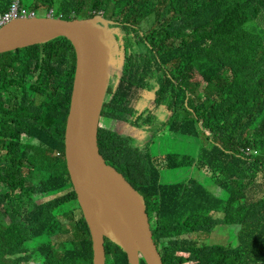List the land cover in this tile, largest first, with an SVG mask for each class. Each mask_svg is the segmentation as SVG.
<instances>
[{
    "label": "trees",
    "instance_id": "obj_1",
    "mask_svg": "<svg viewBox=\"0 0 264 264\" xmlns=\"http://www.w3.org/2000/svg\"><path fill=\"white\" fill-rule=\"evenodd\" d=\"M16 1L0 0V15ZM66 1L55 18L79 19L80 0ZM44 5L57 6L41 0ZM90 8L84 20L106 11L122 24L114 33L122 39L116 54L123 67L116 77L123 96L154 90L158 99L165 92L155 88L161 82L157 73L142 79L131 64L136 28L148 36L152 21L157 39L182 40L181 52L189 58L180 63V98L163 99L153 110L160 106L165 125L177 138L191 140L193 150L158 151L160 128L147 149L136 147L134 138L114 128L111 112H123L118 92L107 94L99 127L102 155L121 167L146 201L163 264H264V0H91ZM72 48L60 36L0 56V264H94L92 234L80 205L70 248H55L64 244L56 212L77 202L65 159ZM32 66L35 73H28ZM174 101L176 108L170 107ZM152 127L137 124L142 138ZM133 165L140 171L132 173ZM173 172L180 175L172 177ZM226 224L230 236L223 244L206 243L215 227ZM44 237L49 241L29 247ZM106 253L107 264H130L109 240Z\"/></svg>",
    "mask_w": 264,
    "mask_h": 264
},
{
    "label": "water",
    "instance_id": "obj_2",
    "mask_svg": "<svg viewBox=\"0 0 264 264\" xmlns=\"http://www.w3.org/2000/svg\"><path fill=\"white\" fill-rule=\"evenodd\" d=\"M107 26L108 21L101 20ZM98 19L20 18L0 29V55L67 37L76 65L66 128V164L77 202L91 230L94 264H107L106 240L130 264H163L144 197L100 152L99 130L110 83L122 72L109 30ZM115 62V64H114Z\"/></svg>",
    "mask_w": 264,
    "mask_h": 264
},
{
    "label": "flooded vegetation",
    "instance_id": "obj_3",
    "mask_svg": "<svg viewBox=\"0 0 264 264\" xmlns=\"http://www.w3.org/2000/svg\"><path fill=\"white\" fill-rule=\"evenodd\" d=\"M119 24L122 25L121 23ZM148 26L152 27V21L148 23ZM138 29L139 28H136V32L133 34L135 35L136 40L138 42V47H135L134 50L130 51L131 64L133 68L134 69L138 68V72L142 79H145L146 77L145 73L151 72V73H157L161 81L168 83L170 80H172L170 79V77H168V74L171 73L173 65H171V67L168 68V67H164L163 65L156 64L155 60L148 59L146 52L144 50V47H143L144 41L140 35H136V33L138 32ZM157 33L158 31L151 28L148 32V37L151 39V36H154L156 39H151V40L158 41L159 39H157ZM180 41L182 42V40ZM146 69H149V70H146ZM178 70L180 73H183V69L181 67ZM195 72L196 71H194L193 73ZM178 82H179L178 86L164 88L165 92L164 93L161 92L160 97L156 99V94H152V93H155L154 90H151L150 94L148 93H143V95L133 94L132 97H128L127 95L123 96L122 95L123 86L119 85L121 82H118L117 77L113 78L110 83L109 93L112 94L114 97H118L116 95L118 92L119 97H121L119 98L118 104L121 110L123 111L121 114H118L114 110L111 112V118L115 124V127H114L115 130L123 135L130 136L129 131H128L129 128L137 130V124H145L148 128L153 126L152 131L149 130L148 135L145 138L141 137L137 140L138 137L131 136V138L135 139L134 145L136 147H139L141 150L147 149L146 142L149 141L148 138L151 136L153 137V135H157V133H159L158 128H160L162 134H165L167 132L171 133V131L169 130V127H171V125L170 124H168V126L165 125L164 120L160 116L159 111L161 110L160 106L163 104L162 102L163 99L170 100V99L180 98L179 92L183 90V88L180 87V81ZM145 100L150 101V105L148 107L144 108L138 105V103H142ZM191 100H192V94L188 93L187 101L191 102ZM177 102L178 101H174V103L170 107L176 108ZM157 103H159L160 106H157V109L153 110V106ZM114 106H117V104ZM145 110H151L150 111L151 113L143 114ZM123 118L129 119L131 123L123 120ZM109 163L113 164L110 161Z\"/></svg>",
    "mask_w": 264,
    "mask_h": 264
},
{
    "label": "rangeland",
    "instance_id": "obj_4",
    "mask_svg": "<svg viewBox=\"0 0 264 264\" xmlns=\"http://www.w3.org/2000/svg\"><path fill=\"white\" fill-rule=\"evenodd\" d=\"M90 1L91 0H80L79 2H76V5L78 7H80V9H84L83 12L80 13L81 15L79 16L80 17L79 19L87 18V17H84V15L90 14L89 13V12H91ZM34 3H35V0H21V5L28 10H30L32 8ZM52 10H54L53 17H57L59 15L57 12V7L56 6L52 7ZM49 12H50V9H47V8L38 10L37 13L35 14V17H38V18L48 17ZM104 17L108 21L110 20L109 16H104ZM120 42H122L121 38H118V37L114 38L113 37L112 38V49L113 50L117 49L122 44ZM204 49L205 48L201 47L198 49V52H202ZM122 55L124 56V52ZM75 61H76L75 52H74V49H72L71 50V63L75 64ZM114 64H115V62H114ZM122 64H123V62H122ZM148 73H151V72H147L146 76ZM170 75H172L176 78H173L172 81L170 80L168 83L161 81L158 83V85L155 86V88L161 89V88H166V87L177 86L179 83L178 80L180 77V72L177 69V66L172 68ZM148 78L150 79V75L148 76ZM202 88H204V85H201V89ZM138 105L146 108L150 105V101L145 100L142 103H138ZM114 127H115V125H114ZM128 131H129L130 136L139 137V138L142 137L141 131H137V130H134L132 128H129ZM157 141L160 142L157 150L162 152L163 154H166L168 152L167 150H171V151H174V150H183L184 151L185 149H186V151L193 150V147L191 145L192 144L191 140L184 141L182 139L177 138L172 133L167 132V133L163 134L162 136H160L157 139ZM154 151H155V149H154ZM156 155H157V153H156ZM118 156H120V155H118ZM115 167L118 168L122 173H124L121 170V167H118V166H115ZM133 168H134V170H132V173H136V172L140 171L138 166L133 165ZM176 175L179 176L180 173L173 172L171 174L172 177H174ZM202 178L203 177H201V179ZM172 180L173 179H170V181H172ZM206 185L210 189H213V187L209 183H206ZM66 193H67V191L60 193V194H57L55 196H50L51 198L50 197H44L42 199V201L46 202L49 200H53L59 196L66 194ZM239 213H240V211L238 209L235 210L232 214V217L239 215ZM56 214L58 216V220H57L58 228L61 229L59 240L61 242H63L64 244L60 243V244H62V245H60L61 247H55V248L59 252H63V251L70 248L71 242L75 239L74 228H75L76 222L79 219V214H80L79 204H78V202H72L70 205H67L65 207H61L60 209H58ZM216 218H219V215H216ZM229 227H230V224L215 227L214 230L212 231V234L210 235L209 239L206 241V243H208V244H223L227 240V238L230 236ZM48 241H49V239L47 237L35 239L34 241L31 242L29 247L33 248V247L41 245L42 243H46Z\"/></svg>",
    "mask_w": 264,
    "mask_h": 264
},
{
    "label": "clouds",
    "instance_id": "obj_5",
    "mask_svg": "<svg viewBox=\"0 0 264 264\" xmlns=\"http://www.w3.org/2000/svg\"><path fill=\"white\" fill-rule=\"evenodd\" d=\"M56 7H57V10H58V5ZM53 14H54V10H52V8H51L48 17H44V18L61 19V18H55V17H53ZM104 16H109L110 17V20L108 21L107 19H105ZM32 18H34V17H32ZM91 19H93V18H91ZM96 19H98L97 25L99 27L105 28V30H109L111 32L112 38L113 37L114 38H117L114 32L121 26L119 24L120 22H116L112 18L111 15H108L107 14L106 11H100V12H98L97 13V16H96ZM62 20H64V19H62ZM76 20H84V19H76ZM101 20L108 21L107 26H105L101 22ZM150 29H151V27L147 26V29H146L147 33L149 32ZM136 35H140L141 38L143 39V41H144L143 42V47H144V50L146 52V55H147L148 59L155 60L156 64H158V65H163L164 67H168V68L171 67V65H173L172 67H176V64H173V62H172L173 61V58L174 57H177V56H179V57H185L186 56L185 54H182V52H181V50H184V43H181V41L178 40V39H176V38L164 37V38H162L161 40H158V41L157 40H151L147 36L144 28H142V27H139L138 32L136 33ZM57 38H59V37H57ZM57 38H55V39H57ZM55 39H53V40H55ZM49 42H51V41H49ZM49 42H46L44 44H47ZM30 47H32V46H30ZM72 47H73L72 49H74V46L73 45H72ZM18 50H20V49H18ZM74 52H75V49H74ZM192 52H193V50L190 52V54H189L190 56H191ZM75 59H76V52H75ZM70 65H71V69L73 67V69H74L73 71L76 72L75 71L76 61H75V64H72L71 63ZM197 71L199 72L198 68L196 69V73H197ZM28 73H35V67L32 66V68L29 70ZM168 77H170V79L176 78V77L170 75V73L168 74ZM108 93H109V91H108ZM100 125H101V122H100ZM100 152H101V149H100ZM115 156L118 157V155H115ZM65 159H66V156H65ZM105 159H106V161H107L108 164L114 166V164L109 163V161L107 160V158H105ZM116 169L119 171L118 168H116Z\"/></svg>",
    "mask_w": 264,
    "mask_h": 264
},
{
    "label": "built area",
    "instance_id": "obj_6",
    "mask_svg": "<svg viewBox=\"0 0 264 264\" xmlns=\"http://www.w3.org/2000/svg\"><path fill=\"white\" fill-rule=\"evenodd\" d=\"M34 14H30L27 10L21 7L18 1L14 2L11 11L5 15H0V29L4 28L12 21L20 18H32Z\"/></svg>",
    "mask_w": 264,
    "mask_h": 264
},
{
    "label": "crops",
    "instance_id": "obj_7",
    "mask_svg": "<svg viewBox=\"0 0 264 264\" xmlns=\"http://www.w3.org/2000/svg\"><path fill=\"white\" fill-rule=\"evenodd\" d=\"M19 2H20V5H21V0H19ZM40 2H41V0H35V3H34V5L32 6V8L30 10L26 9L22 5H21V7L24 8L25 10H27L30 14H34L33 17H35V14L37 13L38 10L45 9V8L51 9L50 5H44L45 7L44 6L43 7H40ZM52 2H53L54 5H58V6H62V7L68 6L67 5L68 2L66 0H52ZM37 5L39 6L38 8H36ZM1 13H3V12H1ZM188 59L189 58L186 57V56L185 57H179V56H177V57H174L173 58V61L172 62H173V64H176V66H177L178 69L180 67L183 69V66H181L180 63H181V61H187ZM192 63H193V66L195 67V69H197L198 68L197 67V62L192 60ZM194 76L196 77L197 74L194 73Z\"/></svg>",
    "mask_w": 264,
    "mask_h": 264
},
{
    "label": "bare ground",
    "instance_id": "obj_8",
    "mask_svg": "<svg viewBox=\"0 0 264 264\" xmlns=\"http://www.w3.org/2000/svg\"><path fill=\"white\" fill-rule=\"evenodd\" d=\"M58 17V16H57Z\"/></svg>",
    "mask_w": 264,
    "mask_h": 264
}]
</instances>
